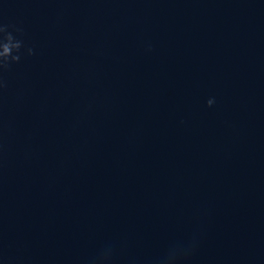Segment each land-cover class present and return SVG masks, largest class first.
<instances>
[{
    "label": "water",
    "instance_id": "obj_1",
    "mask_svg": "<svg viewBox=\"0 0 264 264\" xmlns=\"http://www.w3.org/2000/svg\"><path fill=\"white\" fill-rule=\"evenodd\" d=\"M0 24V264H264V0H0Z\"/></svg>",
    "mask_w": 264,
    "mask_h": 264
},
{
    "label": "clouds",
    "instance_id": "obj_2",
    "mask_svg": "<svg viewBox=\"0 0 264 264\" xmlns=\"http://www.w3.org/2000/svg\"><path fill=\"white\" fill-rule=\"evenodd\" d=\"M9 27H13L11 25H3L0 24V68H7L10 62H17L20 59V49L22 46V41L18 39H14L11 32L8 31ZM15 31H20L19 29H15ZM28 54H32V50L28 49ZM213 104V100L209 99L207 101V105L211 106Z\"/></svg>",
    "mask_w": 264,
    "mask_h": 264
}]
</instances>
